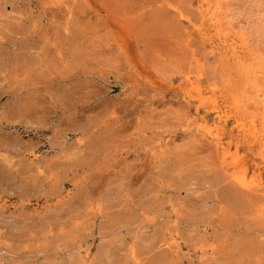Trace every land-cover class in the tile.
I'll return each mask as SVG.
<instances>
[{
    "label": "rangeland",
    "instance_id": "obj_1",
    "mask_svg": "<svg viewBox=\"0 0 264 264\" xmlns=\"http://www.w3.org/2000/svg\"><path fill=\"white\" fill-rule=\"evenodd\" d=\"M0 264H264V0H0Z\"/></svg>",
    "mask_w": 264,
    "mask_h": 264
}]
</instances>
